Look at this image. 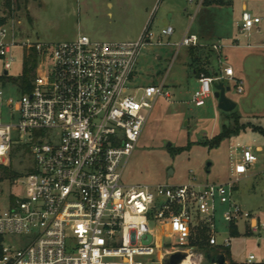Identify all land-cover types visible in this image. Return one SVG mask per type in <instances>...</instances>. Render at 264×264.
Listing matches in <instances>:
<instances>
[{
    "label": "built area",
    "instance_id": "2783aa9c",
    "mask_svg": "<svg viewBox=\"0 0 264 264\" xmlns=\"http://www.w3.org/2000/svg\"><path fill=\"white\" fill-rule=\"evenodd\" d=\"M260 20L244 10L240 33L249 36ZM173 33L168 25L154 35L147 25L132 41L100 42L78 35L71 41L46 43L18 40L11 30L0 27L6 78L14 47H22L24 56L32 52L37 57L29 91L17 86V97H5L0 86L1 163L10 161L16 147L20 161L24 154L32 157L29 171L14 180L22 194L12 196L0 212V264H162L164 257L176 253L184 255L179 264L188 258L201 264L205 254L195 246L200 231L209 247L228 249L230 229L240 221L252 233L264 229L258 217L232 200L235 183L257 162L248 145L229 147L226 183L192 179L171 186L121 181L156 101L164 98L171 103L173 96L163 81L133 86L138 57L148 46L171 45L160 38ZM181 46L206 47L188 33L177 47ZM208 49L220 70L197 77L191 98L195 107L213 97L215 83L235 80L223 45L214 42ZM235 88L243 92L241 80H236ZM43 131L48 136L35 140V132ZM218 206L226 223L221 238L216 228ZM255 260L248 254L245 263Z\"/></svg>",
    "mask_w": 264,
    "mask_h": 264
},
{
    "label": "rangeland",
    "instance_id": "374dc122",
    "mask_svg": "<svg viewBox=\"0 0 264 264\" xmlns=\"http://www.w3.org/2000/svg\"><path fill=\"white\" fill-rule=\"evenodd\" d=\"M207 1L211 4L207 5ZM207 1L195 9L181 0H0V27L11 30L18 40L54 43L71 41L78 35L100 42L132 41L147 25L154 35L172 26L173 35L160 38L171 45L148 46L138 57L133 82L136 87L159 85L163 81L173 95L172 102L164 98L156 101L124 166L121 181L127 185L171 186L192 179L197 183H226L230 179L229 147L236 143L248 145L255 151L257 162L245 178L235 183L232 200L264 223V0ZM244 10L261 19L249 36L240 33L238 28ZM186 32L199 37L206 46L194 50L197 63L192 65L189 47H177ZM214 42L223 45L225 62L231 65L243 85V92L238 93L236 80L223 81L229 88L226 97L236 105L230 112L219 110L214 97L207 99L202 107H195L191 101L198 86L195 79L198 75L192 73L193 67L203 66L211 73L219 68L207 48ZM12 55L14 61L7 72L9 79L5 77L0 59V86L5 97H17L19 93L14 80L22 73V47H14ZM1 108L2 120H6V106L3 104ZM236 118L242 129L223 139L218 146L210 147V140L223 126L235 128ZM48 134L47 131L35 132L34 138ZM257 148L260 151H256ZM10 158L8 163H1L0 159V164L10 165L17 177L0 181V212L6 209L12 196L22 194L23 189L14 180L28 172L32 165L29 154H24V161L19 160L17 152ZM218 208L216 228L221 238L226 233V223L221 216V206ZM233 228L236 234L230 247L214 249L222 254L228 252L225 264L234 261L246 264L248 254L255 256V262L264 259V229L252 233L240 221L231 227V236ZM195 246L204 253L199 239ZM168 258L164 257L162 264ZM201 264L210 263L203 258Z\"/></svg>",
    "mask_w": 264,
    "mask_h": 264
},
{
    "label": "trees",
    "instance_id": "16d2710c",
    "mask_svg": "<svg viewBox=\"0 0 264 264\" xmlns=\"http://www.w3.org/2000/svg\"><path fill=\"white\" fill-rule=\"evenodd\" d=\"M206 1L207 0H204V3ZM209 4H211V3L207 1V5H209ZM194 50H197V48H193V47L189 48V54H190V59H191L190 65H192V63H194V64L197 63L196 59H195L196 56L194 57ZM36 65H37V57L34 53L30 52L28 55L24 56L22 73L18 79L14 80L22 92L29 91L30 82H31V79L34 75V70L36 68ZM192 73L194 75H198V76L201 73H204L205 75H210L209 71L206 70V68H204L203 66L200 68H197V65L193 67ZM7 79H9V78H7ZM234 122H235V128L234 129H231L230 127H226V126L222 127L221 132L219 134H217L216 136H214L210 140V147L218 146L223 139L229 137L233 133L239 132L240 129H242V125L238 124L237 118L235 119ZM262 134H264V133H262ZM18 149L19 148L16 147L13 150L12 154H16ZM180 151H181V149H180ZM16 177H17V174L11 170L10 165H1L0 164V181H2L3 179L13 180ZM235 234H236V230L233 228L232 229V235H233L232 237H235ZM198 239H199V247L202 251H204L205 254H211V255L221 254V255H224L225 258H227L229 256L228 252H227V254H222L219 251H214L213 249H211L206 244V238L204 237V234L202 231H200L198 233ZM253 264H264V263H253Z\"/></svg>",
    "mask_w": 264,
    "mask_h": 264
},
{
    "label": "water",
    "instance_id": "95a60500",
    "mask_svg": "<svg viewBox=\"0 0 264 264\" xmlns=\"http://www.w3.org/2000/svg\"><path fill=\"white\" fill-rule=\"evenodd\" d=\"M6 74V72H4ZM214 92L213 97L217 100V107L219 110L223 112H230L235 108V103L226 97L225 93L229 90L228 87H225L223 83L218 82L213 85ZM184 258L183 254H172L169 256L168 260L165 262V264H179L182 259ZM205 259L210 264H225V256L218 254V255H211V254H205Z\"/></svg>",
    "mask_w": 264,
    "mask_h": 264
},
{
    "label": "crops",
    "instance_id": "0c3cea01",
    "mask_svg": "<svg viewBox=\"0 0 264 264\" xmlns=\"http://www.w3.org/2000/svg\"><path fill=\"white\" fill-rule=\"evenodd\" d=\"M182 1V3H184L185 5H187V6H194L195 7V9H197V8H199V7H201L203 4H205L204 2L202 3V4H199V0H195L194 2H192V3H188V2H185L184 0H181ZM170 17V15L168 16V18ZM187 33V32H186ZM185 35V34H184ZM199 38V37H198ZM207 48H208V46H207ZM208 52L211 54V55H213L210 51H209V49H208ZM213 57L215 58V56L213 55ZM214 61H215V59H214ZM226 65H229V66H231L230 64H228L227 62H226ZM220 69L218 68V69H216L215 70V72L214 73H211V72H209L210 73V75L211 74H215V73H217L218 71H219ZM234 78H235V80H241V79H239L238 77L236 78L235 77V72H234ZM196 79V81H197V78H195ZM259 219V218H258ZM211 249H216L217 247H210ZM226 260V259H225ZM232 260V259H231ZM233 261V260H232ZM245 262V261H244ZM244 262H242V263H244ZM234 264H236V262L234 261L233 262ZM238 263V262H237ZM255 263H264V259H262V260H259L258 262H255Z\"/></svg>",
    "mask_w": 264,
    "mask_h": 264
},
{
    "label": "bare ground",
    "instance_id": "6f19581e",
    "mask_svg": "<svg viewBox=\"0 0 264 264\" xmlns=\"http://www.w3.org/2000/svg\"><path fill=\"white\" fill-rule=\"evenodd\" d=\"M182 264H192V258L185 259Z\"/></svg>",
    "mask_w": 264,
    "mask_h": 264
}]
</instances>
